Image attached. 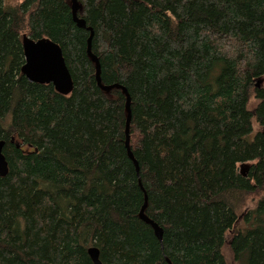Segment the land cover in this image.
Segmentation results:
<instances>
[{"label":"trees","instance_id":"1","mask_svg":"<svg viewBox=\"0 0 264 264\" xmlns=\"http://www.w3.org/2000/svg\"><path fill=\"white\" fill-rule=\"evenodd\" d=\"M77 2L85 28L71 0H0V264H264V0ZM23 34L71 93L21 73Z\"/></svg>","mask_w":264,"mask_h":264},{"label":"water","instance_id":"2","mask_svg":"<svg viewBox=\"0 0 264 264\" xmlns=\"http://www.w3.org/2000/svg\"><path fill=\"white\" fill-rule=\"evenodd\" d=\"M72 1V14L73 20L76 24L81 27L85 28V22L83 19L78 18L76 15V11L78 10V2L77 0ZM91 33L88 38V53L93 58L96 63V79L98 84H100V77H99V63L94 54L91 53V37L93 32L91 28H89ZM22 48L24 54V63L21 67V73L29 80L30 82H37V83H51L54 88L62 93V94H69L73 90V81L69 70L65 64L62 50L58 44L54 41L50 40L49 38L42 37L39 39H31L26 34L22 36ZM103 90H109L111 86H104L101 85ZM124 92L127 94L126 89L123 88ZM126 146L128 151V156L134 161L136 170H138V164L134 160L132 153L128 148V141H129V123L131 119V110H130V97L127 94V102H126ZM4 141L0 140V176H4L8 172V164L7 160L2 152ZM146 206V199L144 204L142 205L139 216L142 220L149 223L153 227L154 234L158 240L162 239V229L150 218H148L144 214V208ZM88 253L92 260L96 264H100L98 259V250L95 247H90L88 249Z\"/></svg>","mask_w":264,"mask_h":264},{"label":"rangeland","instance_id":"3","mask_svg":"<svg viewBox=\"0 0 264 264\" xmlns=\"http://www.w3.org/2000/svg\"><path fill=\"white\" fill-rule=\"evenodd\" d=\"M16 1H18V0H3V2L7 5V4H10V3H14V2H16ZM257 83H258V85L259 86H264V75H262L258 80H257ZM249 109L250 110H252L253 108L251 107V103H250V105H249ZM256 127H257V125L256 124H254V130H256ZM243 167H245L243 164H239L238 165V168H239V170H243ZM249 206H251V204H248L247 205V207H249ZM242 225V223H241V217H240V219L238 220V222L236 223V227L238 228V227H240ZM224 252H225V256H226V258H227V260H228V262L230 263V264H234V262H233V260H232V257H231V253H230V251H229V249L227 248V246L224 248Z\"/></svg>","mask_w":264,"mask_h":264},{"label":"bare ground","instance_id":"4","mask_svg":"<svg viewBox=\"0 0 264 264\" xmlns=\"http://www.w3.org/2000/svg\"><path fill=\"white\" fill-rule=\"evenodd\" d=\"M88 40V39H87Z\"/></svg>","mask_w":264,"mask_h":264}]
</instances>
